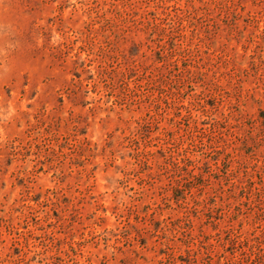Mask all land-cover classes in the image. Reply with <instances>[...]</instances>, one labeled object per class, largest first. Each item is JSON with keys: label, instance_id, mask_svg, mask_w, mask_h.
<instances>
[{"label": "rangeland", "instance_id": "374dc122", "mask_svg": "<svg viewBox=\"0 0 264 264\" xmlns=\"http://www.w3.org/2000/svg\"><path fill=\"white\" fill-rule=\"evenodd\" d=\"M234 238L264 249V0H0V264Z\"/></svg>", "mask_w": 264, "mask_h": 264}, {"label": "trees", "instance_id": "16d2710c", "mask_svg": "<svg viewBox=\"0 0 264 264\" xmlns=\"http://www.w3.org/2000/svg\"><path fill=\"white\" fill-rule=\"evenodd\" d=\"M189 176L196 178V176L192 174V171L189 173ZM231 244L239 247L241 257L237 261L230 262V264H264V249L261 247V244L247 245L249 248L248 250L243 249L246 244L243 245L237 238L232 239ZM226 264L229 263L227 262Z\"/></svg>", "mask_w": 264, "mask_h": 264}]
</instances>
